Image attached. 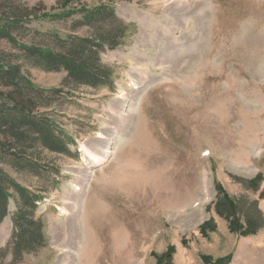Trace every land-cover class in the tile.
<instances>
[{"label": "rangeland", "instance_id": "1", "mask_svg": "<svg viewBox=\"0 0 264 264\" xmlns=\"http://www.w3.org/2000/svg\"><path fill=\"white\" fill-rule=\"evenodd\" d=\"M96 33L122 42L99 53L100 87L36 66L21 46ZM17 66L38 92L28 119L13 117L27 139L0 128V163L42 198L44 238L22 252L33 228H15L25 208L11 190L0 264H174L183 245L177 264H229L197 252L218 222L264 228V0H0V68ZM8 96L0 77V107Z\"/></svg>", "mask_w": 264, "mask_h": 264}, {"label": "trees", "instance_id": "2", "mask_svg": "<svg viewBox=\"0 0 264 264\" xmlns=\"http://www.w3.org/2000/svg\"><path fill=\"white\" fill-rule=\"evenodd\" d=\"M103 9L104 8H100L99 11ZM99 11L91 13L88 16L87 26L93 31L96 30L98 26L101 28L100 24H96L97 16L102 14ZM124 29L120 26L119 32L121 36L125 32ZM119 37L117 34L104 35L101 37V35L99 36L96 33L92 35V37H75L70 40L69 38L67 40L58 38L57 40L60 45L51 43L35 46L36 48H28L26 45L21 46L36 66L50 72L63 69L68 73V81L76 84H88L100 87L105 83V78L101 75L104 72H101L103 63L99 58V53L103 49H114L122 44L118 39ZM99 73L100 75L97 76ZM0 77H4L9 88L12 89V97L15 95L18 98L12 99L8 96L12 105H10V107H6L5 105L0 107V128L3 130V127H6L7 129L5 130H7V133L10 136L17 135L20 138L23 137V139H27L28 137H26V133H19L21 123L16 122V120L14 121L13 117L14 115H21L24 119H28L23 104L26 99L30 100V98L34 96V92H38V90L35 89L34 86H32L22 75L19 66L13 69L0 68ZM8 118H10V120ZM9 141L11 142V140ZM9 147L12 148L13 146ZM4 148V143L0 141V152L2 150L4 151ZM14 168L19 169V165L16 163ZM11 190L17 192L22 199L23 207L25 208L24 210L19 208L14 215L13 223L15 228L18 229L19 232L22 231V234H27V227L33 228V231L29 232L30 235L28 237L27 235H20V240L17 238V244L19 247L23 245L26 247V249H21L22 252L24 250L28 251V253H32V251H34L33 242L36 240L43 242L44 238L43 223L41 220H36L35 215H33L42 198L34 195L28 189L19 185L9 176L8 173L5 172L0 163V225L8 215L9 202L12 197L10 193ZM27 208H31L32 211H27ZM231 208L234 209V205H231ZM30 219H33V221ZM230 229L232 232H237L239 234L241 232V235L244 233V236L245 234H253L257 231L251 230V232H243L240 230V227L239 229H235L232 221L230 222ZM215 230L216 229L211 232H214ZM21 259L22 258H17V260ZM204 259L207 263L211 262V259L208 257H204ZM224 260L229 263L230 257H227Z\"/></svg>", "mask_w": 264, "mask_h": 264}, {"label": "crops", "instance_id": "3", "mask_svg": "<svg viewBox=\"0 0 264 264\" xmlns=\"http://www.w3.org/2000/svg\"><path fill=\"white\" fill-rule=\"evenodd\" d=\"M14 212H9L8 216L0 226V236L2 238V243H5L9 240V236L12 234V217ZM221 221V220H220ZM218 222L217 231L211 232L209 238H205L206 242L201 241V245L206 244V251H197L198 255H209L214 258H227L228 255L231 256L232 260L229 261V264H238L237 255L239 251H246V249H252L254 254H257V260L261 255H264V228L258 230L256 233L250 234V236L244 237L239 233H232L229 230V227L225 221L223 223ZM224 224L228 230L221 232V226ZM217 239L225 241V243L220 244V241ZM213 240L215 242H213ZM188 249L183 246L177 247L176 253L174 255L173 262L177 264V256L179 254H184ZM264 259V258H263ZM256 260V261H257ZM187 264H190L189 262ZM204 264V263H203Z\"/></svg>", "mask_w": 264, "mask_h": 264}, {"label": "bare ground", "instance_id": "4", "mask_svg": "<svg viewBox=\"0 0 264 264\" xmlns=\"http://www.w3.org/2000/svg\"><path fill=\"white\" fill-rule=\"evenodd\" d=\"M139 88V87H138ZM131 119V118H130ZM132 121V120H131ZM112 143H114V142H111V144ZM109 148V147H108ZM110 148H111V146H110ZM93 157H94V160H95V162H96V164H101V163H103L104 161H105V158H101V159H99L98 158V156H95V155H93Z\"/></svg>", "mask_w": 264, "mask_h": 264}]
</instances>
